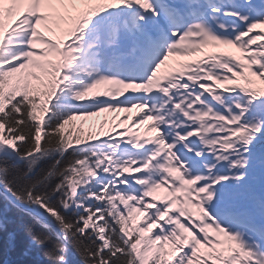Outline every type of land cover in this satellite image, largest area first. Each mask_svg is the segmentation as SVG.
<instances>
[{"label":"snow or ice","instance_id":"1","mask_svg":"<svg viewBox=\"0 0 264 264\" xmlns=\"http://www.w3.org/2000/svg\"><path fill=\"white\" fill-rule=\"evenodd\" d=\"M0 264H264V0H0Z\"/></svg>","mask_w":264,"mask_h":264}]
</instances>
